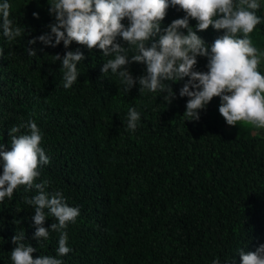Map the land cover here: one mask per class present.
Returning a JSON list of instances; mask_svg holds the SVG:
<instances>
[{
	"label": "trees",
	"instance_id": "trees-1",
	"mask_svg": "<svg viewBox=\"0 0 264 264\" xmlns=\"http://www.w3.org/2000/svg\"><path fill=\"white\" fill-rule=\"evenodd\" d=\"M8 2L13 25L26 31L9 42L0 30V143L10 149L8 130L29 119L40 128L50 162L41 166L37 182L48 180L49 193L62 191L66 203L80 209L66 229L72 251L57 257L62 264H212L217 258L240 264V249L264 244V129L227 125L219 97L200 110L199 120H187L188 97L179 96L187 78L167 82L176 97L166 104L159 91L139 93L136 84L126 93L118 75L101 74L113 57L99 49L90 52L76 42L65 49L62 41L27 45L50 32L51 0ZM260 3L257 15L264 17ZM184 15L169 7L162 27ZM222 34L211 26L198 32L208 43ZM250 39L264 53V20ZM26 46L36 55H28ZM76 49L85 60L65 89L53 55ZM197 61L196 70L207 71V58ZM128 69L138 77L145 65L133 62ZM258 70L264 74V58ZM129 108L141 116L134 132L126 130ZM36 194L22 185L0 202V264H13L11 238L20 232L37 248L34 257L57 255L59 233L34 238V210L24 199ZM53 222L48 217L44 226Z\"/></svg>",
	"mask_w": 264,
	"mask_h": 264
},
{
	"label": "clouds",
	"instance_id": "clouds-1",
	"mask_svg": "<svg viewBox=\"0 0 264 264\" xmlns=\"http://www.w3.org/2000/svg\"><path fill=\"white\" fill-rule=\"evenodd\" d=\"M49 5L54 17L47 25L50 32L29 39L27 45L39 40L56 47L62 41L65 49L73 42L86 46L90 52L99 49L104 57H113L103 63L101 74L118 75L126 93L136 84L139 93L159 91L166 104L176 97L167 82L187 78L179 90L180 97H188L183 114L187 120H199L200 110L219 97L218 111L227 125L244 122L264 129V74L258 70L264 53L250 39L264 20L257 15L262 6L260 0H51ZM10 7L8 0L0 3V30L9 42L26 31L13 25ZM169 7L178 8L185 15L162 27ZM33 16L39 18L37 12ZM190 19L196 21L195 25L190 24ZM210 26L223 30V34L208 43L198 32ZM26 51L30 56L36 55L34 48L26 46ZM53 56L61 62L63 87L71 88L80 75L77 65L85 60L84 53L76 49ZM198 56L207 58V71L196 70ZM133 62L145 65L143 75L133 77L128 69ZM140 119L136 108H129L126 130L134 132ZM22 128L29 131L21 133ZM8 135L10 149L0 143V202L6 197L11 199L19 186L35 189L36 195L24 199L34 210V238L39 242L41 238L48 239L50 231L59 233L57 255L35 257L37 248L25 243V232L16 233L11 238V260L13 264H62L57 257L72 251L66 229L76 222L80 209L69 206L62 191L49 193L48 180L37 182L41 166L50 162L41 147L43 135L37 123L29 119L12 126ZM48 217L55 219L50 228L44 226ZM238 253L240 264H264V244L254 251L242 248ZM212 264L221 262L217 258Z\"/></svg>",
	"mask_w": 264,
	"mask_h": 264
}]
</instances>
